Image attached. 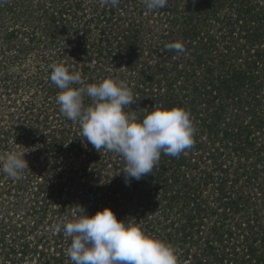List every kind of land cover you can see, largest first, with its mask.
I'll return each mask as SVG.
<instances>
[{
	"label": "trees",
	"instance_id": "1",
	"mask_svg": "<svg viewBox=\"0 0 264 264\" xmlns=\"http://www.w3.org/2000/svg\"><path fill=\"white\" fill-rule=\"evenodd\" d=\"M33 1L34 0H29V2ZM229 1L230 5L234 4L233 10L235 11V15L240 18V23L237 24L236 21L235 25L238 27L239 37L245 41L243 43L245 44V48H247V54L244 56V60L241 63H228V67H226L224 71L218 72L219 75H216L212 63L205 61V57L207 55L210 56L213 51H216L219 41L216 40L215 37L217 36L215 33H210L208 30L204 33L200 32L202 27L201 29L199 28L201 24H199V22L197 24V17L200 18L202 14H204L205 16L203 15V17H205V20L203 19V23L206 24V19L211 15H215L216 10L221 7L222 3H219V0H204L200 3L199 1H196V4L188 3L184 6L185 13L183 14L179 13L178 6L168 5L162 8L164 12L171 14L169 16V24L182 26V38L177 41H183V43L186 44L189 43L192 49V55L188 56L189 60H191V62H189L191 67L190 70L185 69L184 67L181 68L178 63H174L173 65L174 71L176 72L175 74L177 76L183 75L182 79L187 80V82H176L174 79L172 80L168 78L166 79V87L172 88L176 83H178V89L185 91L189 88L190 93H186L188 94V97L185 96L187 97V100L189 99L188 102H182L181 93L174 92L177 90L173 89L168 92V96L165 98L155 95V97L157 96L159 98L160 102L155 104L153 107L179 106L185 109L190 114L191 119H193L194 115H198L199 111L198 104H196V89L200 84L205 89L207 88L209 93H215V95L218 94V97L220 95L227 97L228 94H232V99L240 108L244 102V99L238 94V92L240 93L242 86L247 84L252 85L256 90L258 82L260 84L261 79L263 78L262 76H264V4L260 7L256 3L253 6V3L249 0ZM16 2L17 1L14 3L15 5H12L10 1L3 0V2L0 3V12L2 13V16L3 13L8 10L10 12H15L17 9L16 7L19 6ZM40 3L41 2H37L39 7ZM74 5L77 8L81 6L80 2H76ZM22 7L24 8L23 5L20 6V8ZM69 7L70 6L65 7L60 12L59 9L54 11V17L51 15L52 23L55 24L57 19L65 23V21H67V15L69 13L72 14ZM116 9L117 8L110 5L109 7L103 9V11L101 10V19L102 17H106L105 22L103 21L104 24L108 21L110 22L114 19V17H116ZM25 11L29 12L30 16L31 13H34V10L25 9ZM58 13H60V15L56 17V14L58 15ZM14 16L16 17L15 19L22 17L16 15ZM31 17H33V15ZM92 19L95 20L94 18ZM105 27H108L106 32H104L102 37H99L98 40L99 48L96 51L98 59L109 58L111 60L116 59L119 61L122 59L120 62L125 63L127 67H129V65H131L130 60H133L132 57L134 52L131 50L126 51L127 49L122 46H125L127 43L124 45V43L120 42L124 38L112 37V35L109 36L110 26ZM232 28L233 26H231V29ZM87 29V26L83 27L84 31ZM136 31L137 30L133 29L130 30V32H133L134 34ZM232 31L233 30L229 31L228 34H231ZM164 38L165 37H163V39ZM32 40H34L33 36L30 41ZM125 40H127V42L129 41L128 38L124 39V41ZM191 41L196 43L195 50L192 48L193 43H191ZM76 44L78 48L81 46L78 39L76 40ZM243 45L240 46L241 48H239L238 52L243 51ZM236 46H238V44H236ZM228 47L229 46H226L225 51L232 49ZM17 48L15 56H18L20 52H23L22 49L20 50L19 46ZM233 48L235 49V47ZM83 49V53L88 55L90 54L89 52L92 48L90 46H83ZM118 49L122 52H119V55ZM184 49L185 47H183V50ZM182 53L184 52L178 51V54ZM58 56L60 58L62 57V54ZM87 59L89 60L90 58ZM222 61L220 63H223ZM120 62L118 63L120 64ZM121 67L125 68V65L122 64ZM2 68L4 67H0L1 72L3 71ZM144 69H141L142 72L140 77L142 80L139 83L141 86L142 84L152 82L155 77V74L151 73L149 69L146 67ZM197 69H202L200 82H197L196 79H192L196 73H199ZM86 70L87 68L84 66V68L79 70V72L83 71V73H85ZM46 71L47 79L49 80V85L51 87L44 85V90L46 88H53V83L50 80V67ZM1 74L4 75L3 72ZM214 77H217V79ZM189 83L192 85H189ZM145 87L148 88L147 86ZM0 89L3 90L4 93L13 90L16 91L17 84L7 82L5 78L0 76ZM51 89H49L50 91H45V104L51 106L53 112L52 115L57 117L59 121L62 122L57 135L61 139L58 140V138L55 137L56 133L55 135L49 134V136L46 134L47 132L40 134V136L45 135L43 138L46 137L48 140L43 143V145L40 144L41 148L45 149L44 155L35 160V162L41 163V166L40 168L34 169L30 167L29 169L34 173L36 178H39V180H36L33 184L31 183V185L28 184L26 188V180L17 184L14 178L10 177V179L7 180V176H5L6 174L0 172V180L3 175L6 181V185L4 187H0V195L10 198L8 205L2 206L3 211L2 216L0 217V247L6 251L7 258L12 256L17 259L19 257L25 258L27 254L29 255L28 252L30 251L36 252L39 257L45 256L44 254L46 252H50L51 254L55 252L54 259L58 262H63V255L71 243V238L65 237L62 230L57 232L55 230V226L62 222L72 220L76 209L80 207L84 208L86 214L92 215L97 209H102L103 207L108 206L114 211L117 219H126L127 221L135 222L146 233L172 245L175 252L182 251L181 253L185 257H188V259L196 258V253H194V229L192 228L193 226L188 227L189 223L193 224L195 219L197 220V217H200L199 215L204 208L206 211L209 210L210 213H216V211L209 206L210 203H217L222 216L227 217L228 213H230L229 215H233L235 217L233 219L234 222H232V225H230L229 228L215 234L214 241L218 242L220 245L224 241L223 237H226L227 241H231V239H233V235H235V233H233L235 230L234 228L238 230L240 236L244 237L245 240L248 239L247 236H249V234L254 235L258 231H261L259 229L262 225L257 219L258 208L256 204H250L253 201H257L252 199L246 192L241 191L240 188L238 189L236 183L239 181V177H231V175L228 174L229 168L227 164L224 163V161L226 162L230 158V162L232 161L233 157H231V155L235 154L234 152H237V155H239V150L244 149V143H240L239 146H233L234 149L231 150L230 147L233 145L232 142H221V139L213 137L212 128L215 124L217 125V122L221 119L220 115L226 109V105H220L218 109L209 112L208 119L210 122H208L209 124L206 126L208 135L205 137L207 141H202L199 137H196V134H194L193 147L186 149L178 157H172L162 153L160 160L154 167L152 173L142 177L140 180L133 179L129 184H126L124 174L121 171L123 167H125L123 157L106 149H101V152H98L91 144L84 140V137L81 135V127L79 123L69 120L60 112L59 105L56 102L57 92L56 90ZM137 89L142 95V89ZM183 96L184 95H182V97ZM215 98L216 97L214 96L212 97V99ZM254 98L255 97H253V100L250 101V104L257 106V104H259V100L257 97L255 98L256 100ZM211 101L212 100H209V102ZM23 103L24 106L22 107V111L17 109L15 113L11 114L12 116L19 115L21 117L20 120L22 117L26 119L28 116L33 115L31 111L34 110L32 102H29V100ZM89 103H91L90 98L85 96V106ZM30 112L31 114H29ZM144 114L145 111L139 113L138 118H142ZM253 118V123H255V125L258 124L257 128L260 129L264 124L263 116H254ZM194 123L193 124L196 129V122ZM222 124H224V126L219 131V135H221V137H227L228 133L232 130H230L224 122H222ZM16 127L18 128H14L13 131L15 132L16 130L17 132L19 131V133L21 132L23 139L25 137L29 140L34 136V131L29 129V126L21 123L17 124ZM237 127L238 128L235 129L236 131L242 129L241 125H238ZM214 130L218 135V130H216L215 127ZM251 131L252 130L250 128V130L245 133L244 142L247 144H249V141L253 136ZM7 138L5 130L0 129V142L3 144ZM239 138H241L240 135ZM68 140L71 141L69 142ZM26 146L30 149L31 143L28 141ZM6 150H8L6 146L0 148V151H4L5 154L7 153ZM57 153H60V156L56 155ZM202 154H205V156ZM71 156L77 157L75 163H73V158ZM220 156L225 157L222 160ZM243 156H245V154H243ZM203 157L204 160H206L205 162H203L204 160L202 161ZM246 157H248V155ZM201 162L208 163L205 167L207 168V166H211V169H216L218 174H214L209 170L205 173L203 170V178L201 181L193 182L185 173H181V169L184 167L196 166V168H198V164ZM192 163L194 164L192 165ZM66 170H69V173ZM103 170H106L105 174H102ZM51 172L53 175L55 174L56 177H60L62 174L61 172H67L68 177L70 178H66L67 182H64V184H56L50 176ZM75 176H78L79 178L75 179ZM210 181L214 182L215 188L213 186V195H211L209 199L208 196L203 197L202 188H208L207 184ZM234 185L236 187H234ZM0 186H3L2 181H0ZM26 189L28 199H25L29 200V203L23 209L27 211V213L25 212L27 215L22 216L20 219L21 222H19L13 216L16 210L21 208L20 203L23 201V194ZM259 190V199L262 200L264 206V188L259 186ZM52 199L56 200L54 209L51 208L53 205ZM194 206L195 208L192 209ZM246 206L251 207L255 220L249 218H247V220L243 219V214H240V212L244 210L243 208ZM182 207L183 211H181ZM49 209L52 213L60 216L61 219L60 221L58 219V223L52 227L53 229L51 228L50 232L43 230L39 231L38 234H35L36 230L33 229L32 225H29L31 228L26 231L24 230L26 227H29L26 223H24V221H22L24 217L28 218L32 216L35 218L34 224L36 223L38 225V223L42 220L43 212H48ZM177 210L180 211L182 219L174 216ZM194 213H196V218L194 217ZM32 221H34V219ZM177 222H179V224H177ZM53 223L54 221L49 222L50 225ZM171 228L172 232H170ZM256 229H258L257 232L255 231ZM28 234L31 236L34 234L37 237L36 241L33 240V246L30 244V240L32 238L30 239ZM175 243L178 245L175 246L176 248L174 247ZM203 245L204 248H202V250L199 249L203 252L202 258L196 260L197 264H210L209 259L212 255L214 256L215 264H223L224 262L227 264L228 261L231 263L234 261L233 259H226L225 256H227V254L224 252H212L213 244L210 239H206ZM204 256L207 258L205 259ZM251 256L255 258L252 257V259H250ZM43 258L44 257L41 259ZM247 259H250L249 261H253L254 264H264V250L263 253L260 254L258 252L255 253L252 248L248 249ZM244 263L245 262L242 260L241 264Z\"/></svg>",
	"mask_w": 264,
	"mask_h": 264
},
{
	"label": "rangeland",
	"instance_id": "2",
	"mask_svg": "<svg viewBox=\"0 0 264 264\" xmlns=\"http://www.w3.org/2000/svg\"><path fill=\"white\" fill-rule=\"evenodd\" d=\"M8 1H10L12 5H15V1H17L16 3L19 6L16 7L17 9L15 12H10L9 10L5 11L3 16L0 12V67H4L2 68L4 75L1 74L2 72L0 70V76L5 78L7 82L16 83L17 90L4 93V91L0 89V129L5 130L8 137L5 139L3 144L0 142V148L6 146L8 149L6 150L7 152H25L24 156L29 168H25L17 178H14L17 184L26 180L27 188L28 184L31 185V183L33 184L36 180H39V178H36L34 173L29 169L30 167L34 169L40 168L41 166V163L35 162V160L44 155L45 149L41 148L40 144L43 145V143L48 140L46 137L43 138L45 135L40 136V134L47 132L46 134L49 136V134L55 135L56 133L55 137L58 138V140L61 139L57 135L62 122H60L57 117L52 115L53 112L51 106L45 104V91H50L49 89L51 88H46L44 90L43 86H50L46 70H48L51 64L60 63L63 64L70 72L80 73L85 84L98 82L102 78H112L114 80L125 81L136 99V102L130 105V107H126L125 111L134 112L137 116L139 113L144 112L147 108L151 109L155 106V104L160 102L157 96L165 98L168 96V92L172 89L177 90L174 92L181 93L182 102L189 101V99L187 100L188 94H186L190 93L189 88L185 91L180 90L178 89V83L175 84L176 87H166V79L168 78L172 80L174 79L176 82H187V80L182 79L183 75L177 76L175 74L176 72L174 71L173 65L174 63H178L181 68L184 67L185 69L190 70L191 67L189 62H191V60H189L188 56L192 55V49L189 43L186 44L183 43V41L181 43L185 49L182 54H178V51L176 50L165 48V44L174 43L178 39L181 40L182 26L169 24V16L171 14L164 12L162 8L148 10L142 0H119V4L114 7L117 8L115 14L116 17H114V19L110 22L108 21L104 24L103 21L105 22L106 17H102L101 19V10L103 11V9L109 7L111 4H103L101 3V0H34L33 2H29V0ZM196 1H199L200 3L204 0H168L167 6H178L179 13L183 14L185 13L184 6L188 3L196 4ZM249 1L253 3V6L255 3L260 7L264 4V0ZM37 2H41L40 7L37 5ZM76 2H80L81 6L79 8L74 5ZM220 2L222 3L221 7L216 10L215 15H211L206 19V24L203 23V19L205 20V17H203L204 14H202L200 18L197 17V24L199 22V24H201L199 28L201 29L202 27L200 32L204 33L208 30L210 33H215L217 36L215 38L219 41H217L218 46L216 51H213L210 56L207 55L205 57L206 62L212 63L216 75H219L218 72L224 71L225 68L228 67V63H241L244 60V56L247 54V48H245V44L243 43L245 41L239 37L238 27L235 25L236 23H240V18L235 15V11L233 10L234 4L230 5L229 0H219V3ZM22 5L24 8H20ZM68 6H70L69 9L72 11V14L69 13L70 15H67V21L64 23L57 19L56 23L53 24V12L57 9H59L60 12ZM25 9L34 10V13H31V16L33 15L34 18L31 17L29 12H26ZM14 15L22 17L15 19L16 17ZM51 15L53 16L51 17ZM59 15L60 13H58V15L56 14V17ZM84 26L88 27L85 31L83 30ZM105 26H110L109 36L112 35V37L129 39L128 42L127 40L124 41V39L120 41L124 43V45L127 43L125 46H122L127 49L126 51L131 50L134 52L132 57L133 60H130L131 65H129V67H127L125 63L120 62L122 59H120V61L116 59L111 60L109 58L98 59L96 55V51L99 48L98 40L99 37H102L104 32H106L108 27ZM231 26H233L232 29ZM131 29L137 30L136 33L134 34V31L131 33ZM231 30H233L232 33L230 32L231 34H228ZM32 36L34 37V40H32L33 42L30 41ZM163 37L165 38L163 39ZM77 39L79 40V44H81L79 48L76 44ZM191 43L193 42L191 41ZM236 44H238V46H236ZM242 45L244 46L242 49L243 51L238 52L239 48H241L240 46ZM18 46L20 50H23V52H20L18 56H15ZM83 46H90L92 48L89 52L90 54L86 55L83 53ZM226 46H229L228 48L232 49L225 51ZM233 47H235V49ZM192 48L193 50L196 49V43L192 44ZM119 52L122 53L118 49V55L120 54ZM60 54H62V57L59 58L58 55ZM87 58L90 59L88 60ZM221 61L223 63H220ZM118 62H120V64ZM122 64L125 65V68L121 67ZM84 66L87 68L85 73H83V71L79 72V70L83 69ZM145 67L149 69L151 73H154L155 77L152 82L142 84L141 86L139 85L142 80L140 77L142 72L141 69H144ZM201 70L202 69H197L200 75L199 73H196V78L194 76L192 79H196L197 82H200L202 73ZM217 77L214 78L217 79ZM262 77L261 83L259 84L258 82L256 90L252 85L247 84L242 86L240 93L238 92L240 97L244 99L241 108L238 107V104H236L232 99V94H228L227 97L221 95L218 97V94L215 95V93H209V90L207 88L205 89L200 84L196 89V104H198L199 111L198 115H194L192 119L193 123L196 122V137H199V139L205 142L207 141L205 137L208 135L206 126L209 124L208 122H210L208 119L209 112L218 109L220 105H226V109L220 115L221 119L217 122V125L215 124L214 126L215 129L218 130V135L216 134L214 127L212 128L213 137L221 139V142H232L233 145L230 147L231 150L234 149L233 146H239L240 143H244V149L239 150L238 152L240 154L237 155V152H234L235 154L231 155V157H233L232 161L230 162L231 158H226L229 161H224V163L227 164L229 168L228 174H230L231 177H239V181L236 183L238 189L240 188L241 191L246 192L252 199L257 201H253L250 204H256L258 208L257 219L262 225L259 229L261 231L257 232L258 229H256L255 231L257 233L254 235L249 234V236H247L248 239L245 240L244 237L240 236L238 230L234 228L235 230L233 233H235V235H233V239H231V241H227V238L223 237L224 241L220 245L218 242L214 241L215 234L229 228V226L232 225V222H234L233 219L235 217L233 215H229L230 213H228L227 217L222 216L217 203H210L209 206L215 210L216 213H210L209 210L206 211L204 208L199 215L200 217H197V220L195 219L194 223H189L188 226H193L192 228L194 229V253H196V258L188 259V257H185L181 253L182 251H176L175 253L178 258V264H197L196 260L202 258L203 252L200 250L204 248L203 244L206 239H210L213 244L212 252H224L227 254V256H225L226 259L234 260L232 263L228 261L227 264H241L242 260L245 262L244 264H254L253 261H249L253 256H251L250 259H247V250L251 248L255 251V253H263L264 206L262 200L259 199V186L264 188V124L259 129L257 128L258 124L255 125V123H253L254 116H263L264 119V76ZM190 84L191 83H189V85ZM52 87L53 88L51 90H56V92L59 91L54 84H52ZM137 88L142 89L144 94L142 93L141 95ZM155 95H157V98ZM182 95L184 96L182 97ZM213 96L216 98L212 99ZM253 97H257L259 100V104H257V106L250 104ZM22 100L23 102L27 100L32 102L34 110L31 111L33 115L28 116L26 119L22 117L20 120L21 117L19 115L12 116L11 114L15 113L17 109L22 111V107L24 106ZM209 100L212 101L209 102ZM31 112L29 114H31ZM221 121L224 122L230 130H232L228 133L227 137H221V135H219V131L224 126ZM21 123L29 126V129L34 131V136L29 140L25 137L23 139L21 132L19 133V131L17 132L16 130L15 132L13 131L14 128H18L16 127L17 124ZM238 125H241L242 129L236 131L235 129L238 128ZM250 128L253 136L249 141V144H247L244 142V137L246 131L250 130ZM239 135L241 138H239ZM28 141L31 143L30 149L26 146ZM4 154V151H0V156H3ZM243 154H245V156H243ZM56 155L60 156V153H57ZM247 155L248 157H246ZM203 156H205V154ZM71 157L73 158V163H75L77 157ZM224 157L225 156H220L222 160ZM203 160L204 157L202 158V161ZM205 161L206 160L203 162ZM203 162L198 164V168H196V166L184 167L181 169V173H185L193 182L201 181L203 178V170L205 173L209 170L214 174H218V171L214 168L211 169V166H207L206 168L205 166L208 165V163ZM193 164L194 163H192V165ZM66 171L69 173V170ZM67 172H61L62 174L60 177H56V175H53L51 172L50 176L56 184H64V182H67V179L70 178L68 177ZM105 173L106 170H103L102 174ZM74 178L78 179L79 177L75 176ZM9 179L10 177L7 176V180ZM0 181L3 182V186L0 187H4L6 185V181L3 175ZM207 186L208 188H202L203 197L208 196L210 199V196L213 195L212 190L213 186L215 188V184L210 181ZM236 186L234 185V187ZM26 193L27 189L23 194L24 202L22 201L20 203L21 208L17 209L13 216L19 222H21L20 219L22 216L27 215V211L23 209L29 203V200L25 199L28 197ZM0 199H2L0 200L1 217L3 211L2 206L8 205L10 198L0 195ZM52 202L53 205L51 208L54 209L56 200H53ZM251 207L246 206L243 208L244 210L240 212V214H243V219L247 220V218H249L255 220ZM193 208H195V206L192 207V209ZM181 211H183V207L181 208ZM174 216L182 219L179 210L176 211ZM194 217L196 218V213H194ZM33 219L34 221H32ZM58 219L59 221L61 220L60 216L52 213L49 209L48 212H43L42 220L38 223V225L36 223L34 224L35 218L32 216L28 218L24 217L22 221H24L27 226L32 225L33 229L36 230L35 234H38L39 231L43 230L50 232L51 228L58 223ZM53 221L54 223L50 225L49 222ZM177 224H179V222H177ZM29 228L31 227H26L24 230L26 231ZM170 232H172V228ZM28 237H30V239L32 238L30 240V244L33 246V242L36 241L37 238L36 235L33 234V236H31L28 234ZM175 246L178 245L175 243L174 247ZM28 253L29 255L27 254L25 258L19 257L17 259L12 256L10 258L8 257L9 260L7 261L8 258L6 251L1 248L0 264H73L66 252L63 255V262H58L54 259L55 252L52 254L50 252H46L44 254L45 256H42L44 257L43 259H41L42 257H39L36 252L30 251ZM211 257L209 259V263L215 264L214 256L212 255ZM204 258L206 259L207 257L204 256ZM223 264H225V262Z\"/></svg>",
	"mask_w": 264,
	"mask_h": 264
},
{
	"label": "clouds",
	"instance_id": "3",
	"mask_svg": "<svg viewBox=\"0 0 264 264\" xmlns=\"http://www.w3.org/2000/svg\"><path fill=\"white\" fill-rule=\"evenodd\" d=\"M142 2L148 10L168 4V0ZM101 3L115 7L119 0ZM165 47L183 51L179 41ZM49 67L50 80L59 89L56 102L60 112L79 123L84 140L98 152L106 149L123 157L125 167L121 171L126 184L152 173L162 153L178 157L194 146L195 127L185 109L152 107L138 118L136 113L125 111L136 102L125 81L102 78L85 84L80 73L70 72L63 64ZM85 96L91 100L87 106ZM24 154L9 151L0 156V172L17 178L29 168ZM55 230L71 238L66 254L73 264H178L172 245L146 233L135 222L117 219L108 206L92 215L83 207L77 208L72 220L57 224Z\"/></svg>",
	"mask_w": 264,
	"mask_h": 264
}]
</instances>
